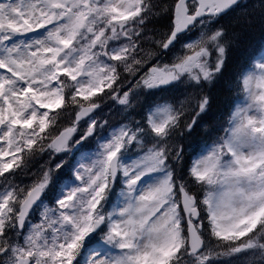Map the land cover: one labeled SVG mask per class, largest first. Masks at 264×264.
<instances>
[{"label": "snow or ice", "instance_id": "obj_1", "mask_svg": "<svg viewBox=\"0 0 264 264\" xmlns=\"http://www.w3.org/2000/svg\"><path fill=\"white\" fill-rule=\"evenodd\" d=\"M240 7L0 0V264H264V54L237 73L227 126L205 130L222 135L184 143L211 113L232 44L220 21ZM174 88L178 103L90 142L105 98L128 109Z\"/></svg>", "mask_w": 264, "mask_h": 264}, {"label": "trees", "instance_id": "obj_2", "mask_svg": "<svg viewBox=\"0 0 264 264\" xmlns=\"http://www.w3.org/2000/svg\"><path fill=\"white\" fill-rule=\"evenodd\" d=\"M253 1L254 0H241V7L237 8L233 12H230L220 21H224L230 25L229 31L234 35L235 38L229 37L232 41V44L228 53V62L225 74L221 82L212 90L214 100L211 113L209 116H206L201 120L200 126L197 127L192 137L189 138V140L184 141L186 145L190 142L193 144H199L201 146H203L204 143L211 144L216 136L222 135V133L219 131H212L211 137H209L205 135V130L209 128L218 129L221 126H227V119L231 109L233 108L234 104L242 97V93L237 88L235 83L237 73L243 66L248 64L251 58H255L256 56L260 55L264 50V21H262L261 16L258 18V7ZM256 1L260 3V0ZM246 3L251 5V9L242 7ZM249 13L251 15V19L249 21L252 20V22L249 24L247 23L245 27L243 24L245 23ZM153 23V26L152 24L148 25L149 29L155 28L158 24L161 30L166 28L168 20L159 19ZM166 92H172L171 97L161 95L165 92H157L148 96L143 95V98H145L144 100L138 102L136 99L133 101V104H135L133 108L135 109L137 106L139 109L141 106H145L150 100L152 101L154 98H159V96H162V99L169 97L172 103H177L179 99H183L182 96L184 95V90L182 88L169 89ZM104 106L106 105L104 104ZM101 110L102 107L95 113L97 120L101 118L99 117L101 115ZM186 150L188 153L185 154V165L189 163L188 157L192 152L191 148H186ZM41 158L42 157H38V160ZM66 171L67 169L65 172ZM25 175L26 174L20 175L19 177H24Z\"/></svg>", "mask_w": 264, "mask_h": 264}, {"label": "rangeland", "instance_id": "obj_3", "mask_svg": "<svg viewBox=\"0 0 264 264\" xmlns=\"http://www.w3.org/2000/svg\"><path fill=\"white\" fill-rule=\"evenodd\" d=\"M241 2V0H240ZM254 4L257 5L258 7V13L260 14V3H258L256 0L253 1ZM242 7H247L249 9H251V5L249 3H246L244 4ZM258 14V18H260V15ZM251 19V15L250 13L248 14L246 20H245V23L243 24L244 26L248 23H251V21H249ZM223 26H225L228 30V36L229 37H232V38H235L234 35L229 31V28H230V25L228 23H225L224 21L220 22ZM232 23V22H230ZM154 24V23H153ZM152 24V26H153ZM246 27V26H245ZM155 29H158L160 30V27L158 26V24L156 25ZM179 48H180V45H177L176 49H174V53L178 52L179 51ZM261 54H264V51L261 52ZM260 54V55H261ZM260 55L256 56L255 58L258 59L260 57ZM172 59V54H169L167 56H165L163 58V61L165 63L169 62L170 60ZM182 91V90H181ZM183 94L185 95V93L183 92ZM163 96H169L171 97L172 95V92H166L161 94ZM184 95L182 96L184 98ZM168 97V98H169ZM162 99V96H159V98H154L152 101L150 100L145 106H141L139 109L138 107L136 106V108L134 109L133 107L132 108H128V109H124L121 105H119L116 101H113L112 99L110 98H105V100L103 101V103L101 104V107H102V110H101V115L99 117H101L98 121H100L101 123H103L104 121H107V124L104 125V127L102 128H99L97 130V136L92 139L90 142L95 145L99 142L100 140V137L102 136H105L107 134H110L113 129L115 127H118L120 124H129L131 122H143L144 121V118H145V115L147 113V110H148V105H154V104H157V103H164V102H171L170 98L168 99ZM145 98H143V95L139 96L137 98V101L140 102L142 100H144ZM180 100V99H179ZM178 100V101H179ZM177 101V103H178ZM172 103V102H171ZM174 103V102H173ZM238 103H241V99L236 102L233 106V108L231 109V111L234 109V107L238 104ZM104 104L106 106H104ZM135 104H133L134 106ZM95 115V118L97 117L96 114ZM81 124L83 125V121H81ZM217 137V136H216ZM187 150H186V153L187 154ZM134 153H130L129 155H133ZM48 156L47 154H45L41 159H39V162L41 164L45 163L48 161ZM65 159L69 162H71V156H68V157H65ZM85 163H87V161H84ZM38 167V165H37ZM36 171V168H32V172H35ZM30 179H23V177H20L22 180L20 181H23L25 183H28L30 182L31 180V172L28 173ZM19 182V181H18ZM116 206V201L113 202V204L110 206L111 207H115ZM36 222H39V214L38 212H33L31 217H30V223H36Z\"/></svg>", "mask_w": 264, "mask_h": 264}, {"label": "flooded vegetation", "instance_id": "obj_4", "mask_svg": "<svg viewBox=\"0 0 264 264\" xmlns=\"http://www.w3.org/2000/svg\"><path fill=\"white\" fill-rule=\"evenodd\" d=\"M23 179H30V177H29V175H28V173L23 177ZM20 180H22L20 177H18V181H20Z\"/></svg>", "mask_w": 264, "mask_h": 264}]
</instances>
